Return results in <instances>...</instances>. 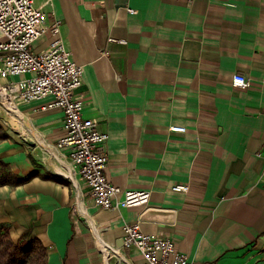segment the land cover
I'll use <instances>...</instances> for the list:
<instances>
[{
	"label": "crops",
	"instance_id": "1",
	"mask_svg": "<svg viewBox=\"0 0 264 264\" xmlns=\"http://www.w3.org/2000/svg\"><path fill=\"white\" fill-rule=\"evenodd\" d=\"M35 5L48 24L61 22L83 67L76 94L83 116L109 136L100 146L107 180L150 198L97 207L56 147L63 114L41 109L50 98L0 106V158L26 178L0 186V224L11 239H38L48 264H148L123 246L124 225L139 223L197 264H264V0ZM234 75L248 86H233ZM177 184L188 190L173 191ZM148 209L165 217L143 219Z\"/></svg>",
	"mask_w": 264,
	"mask_h": 264
},
{
	"label": "built area",
	"instance_id": "2",
	"mask_svg": "<svg viewBox=\"0 0 264 264\" xmlns=\"http://www.w3.org/2000/svg\"><path fill=\"white\" fill-rule=\"evenodd\" d=\"M47 36L39 49L40 40ZM82 76L83 67L64 45L59 20L48 24L47 14L35 0H0V106L16 109L22 103L50 98L41 109H59L63 114L64 134L56 147L66 150L94 204L107 210L146 206L149 191L122 190L106 178L108 157L100 146L109 136L82 114L83 102L76 94ZM248 84L244 76L232 77L235 87ZM172 190L186 192L188 186L177 184ZM122 241L125 248L137 249L148 264H197L178 251L173 241L145 234L139 223L124 225Z\"/></svg>",
	"mask_w": 264,
	"mask_h": 264
},
{
	"label": "trees",
	"instance_id": "3",
	"mask_svg": "<svg viewBox=\"0 0 264 264\" xmlns=\"http://www.w3.org/2000/svg\"><path fill=\"white\" fill-rule=\"evenodd\" d=\"M24 181L26 178L13 173L9 165L0 158V186L15 187ZM0 264H48L47 251L36 238L13 241L8 225L0 224Z\"/></svg>",
	"mask_w": 264,
	"mask_h": 264
},
{
	"label": "water",
	"instance_id": "4",
	"mask_svg": "<svg viewBox=\"0 0 264 264\" xmlns=\"http://www.w3.org/2000/svg\"><path fill=\"white\" fill-rule=\"evenodd\" d=\"M166 211L159 209H148L143 214V219H151V217H155L156 219H161L165 217Z\"/></svg>",
	"mask_w": 264,
	"mask_h": 264
}]
</instances>
